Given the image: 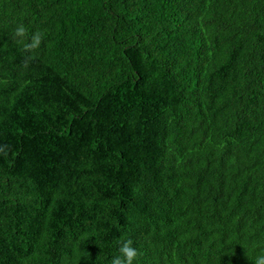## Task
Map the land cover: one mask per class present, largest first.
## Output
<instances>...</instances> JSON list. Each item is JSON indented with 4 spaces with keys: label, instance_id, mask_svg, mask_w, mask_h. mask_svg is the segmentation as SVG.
<instances>
[{
    "label": "trees",
    "instance_id": "trees-1",
    "mask_svg": "<svg viewBox=\"0 0 264 264\" xmlns=\"http://www.w3.org/2000/svg\"><path fill=\"white\" fill-rule=\"evenodd\" d=\"M122 239L138 264L264 253V0H0V264Z\"/></svg>",
    "mask_w": 264,
    "mask_h": 264
},
{
    "label": "clouds",
    "instance_id": "clouds-1",
    "mask_svg": "<svg viewBox=\"0 0 264 264\" xmlns=\"http://www.w3.org/2000/svg\"><path fill=\"white\" fill-rule=\"evenodd\" d=\"M13 35L18 39L25 53L38 50L45 38L44 33L37 32L28 40V29L22 22L15 25ZM139 256L140 251L135 247L134 242L131 239H122L118 254L114 256L112 264H138ZM252 264H264V253L256 254L252 258Z\"/></svg>",
    "mask_w": 264,
    "mask_h": 264
}]
</instances>
